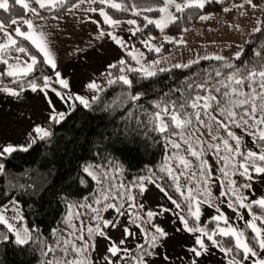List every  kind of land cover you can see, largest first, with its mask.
<instances>
[{
  "label": "snow or ice",
  "instance_id": "1",
  "mask_svg": "<svg viewBox=\"0 0 264 264\" xmlns=\"http://www.w3.org/2000/svg\"><path fill=\"white\" fill-rule=\"evenodd\" d=\"M213 5L258 14L247 50L169 63L165 45L187 47L190 28L181 25L214 19ZM0 13L9 14L0 19V184L7 178L0 196L8 198L0 203V264L9 252L31 256L14 264H264V193L256 196L255 187H264V0H0ZM173 27L179 36L168 35ZM227 27L243 31L235 22ZM61 30L71 44L64 57L55 45ZM201 61L215 63L148 97L153 85L141 82ZM109 89L115 95L105 99ZM96 111L112 124L101 138L108 143L60 174L63 187L48 178L51 170L9 176L6 162L51 146L74 113ZM245 136L256 151L245 149ZM149 141L163 148L161 160L132 180L104 154L119 151L116 144L131 154L138 148L129 145L147 149ZM49 192L63 227L43 233V221L28 222L24 209ZM205 208L215 214L202 222ZM41 212L42 204L29 215Z\"/></svg>",
  "mask_w": 264,
  "mask_h": 264
},
{
  "label": "trees",
  "instance_id": "2",
  "mask_svg": "<svg viewBox=\"0 0 264 264\" xmlns=\"http://www.w3.org/2000/svg\"><path fill=\"white\" fill-rule=\"evenodd\" d=\"M236 2H240V0H236ZM257 2H259V0H257ZM218 10H220V6L216 5L207 9L209 12H216ZM19 14L18 9L13 13L14 16H18ZM8 15L9 14L6 13H0V19H6ZM196 21L197 20H194L190 24H182L181 27L192 26ZM152 31L154 34H158L154 29ZM168 34L171 36H179L181 33L178 28L173 27L168 31ZM248 39H250L249 36L247 40ZM251 39L254 40L255 37H251ZM134 42L138 45V41ZM244 47L245 50H247L248 45L244 44ZM165 48L167 49L165 53H167L177 47L166 45ZM148 55L152 58L151 53ZM214 63L215 62L212 61H201V64L194 66L193 69L175 70L173 73H162L153 81H144L141 83H152L153 88L149 90L148 97L155 99L161 91H167V88L174 84L178 85L184 77L191 75L193 71H200L202 73L203 70L208 69L209 66ZM236 63H239V61ZM2 82L8 84V78H3ZM113 95H115V92L109 89L104 98L110 99ZM104 115V113L99 111L87 115L80 112L74 113L63 126L57 127L54 143L51 146H42L38 151H33L30 154H20L16 159L6 162V166L9 169V176H15L21 171L38 170V175L40 177H48V172L51 170L53 175L48 178L53 182H57V187H63V184L58 183L60 174L65 173L71 168H77L85 161L91 162L95 148L99 147L103 150L104 145L108 143L107 141L101 142V138L112 130V124L109 119L104 118ZM114 147L119 151L109 148L108 152L104 154H111L124 164L126 169L124 174L125 180H132L137 175H142L146 164L148 166L158 165L163 154L161 145L152 144L151 141H149V147L147 149L143 146L129 145L128 147L130 148H138L137 152L131 154L125 149L124 145L116 144ZM210 158H213V166L216 167V172L219 176L220 172L216 160L211 155L208 156V159ZM212 162L213 161H211V164ZM61 164H63L62 168L60 167ZM235 178L239 182H243L242 178ZM0 188L7 189V178H5L3 184H0ZM87 194L88 193L85 192V195ZM33 199H35L36 204L32 208L25 207L24 209L28 222L35 224L38 221H43V223L40 224V229L43 233H48L50 229L57 226L63 227V225L59 224L62 217L51 213L50 206L47 203V201L52 199L50 192L45 196L43 201H41L39 197H34ZM76 199L79 198L77 197ZM7 200V197L0 196V203H7ZM24 200L28 201L29 198L24 197ZM41 204L43 205V212L38 215H29V213L34 212L35 208L40 207ZM38 255L37 253V256ZM5 259L6 264H14L15 261L20 259H31V256L19 257L9 252ZM32 264H37V261L33 260Z\"/></svg>",
  "mask_w": 264,
  "mask_h": 264
},
{
  "label": "rangeland",
  "instance_id": "3",
  "mask_svg": "<svg viewBox=\"0 0 264 264\" xmlns=\"http://www.w3.org/2000/svg\"><path fill=\"white\" fill-rule=\"evenodd\" d=\"M239 3V2H237ZM215 18L207 21H196L195 24L189 26L190 31L183 34L184 40L187 41V47H177L174 50L165 53L169 63H186L190 59L194 58L197 53L203 56L205 54L219 53L225 57H230L235 51H237V45H244V41L248 38V33L251 31V27L255 23L256 15L250 13L247 17H242L233 11L229 14H224L220 10L214 12ZM227 22H235L241 26L243 31L236 32L227 27ZM158 35V34H157ZM169 35V34H168ZM171 36V35H170ZM166 46V45H165ZM153 58V57H152ZM163 66V65H162ZM238 134H241L239 130H236ZM245 149L251 148L256 151L257 149L251 143V138L244 137ZM208 159V156H207ZM209 162L211 163L210 159ZM213 166V165H212ZM216 169V167H213ZM262 194L258 190L256 196ZM255 198V197H253ZM230 218H234L235 214L224 210ZM215 214L214 211H204L202 219ZM245 219H248L247 213H244ZM239 227H243L241 221H236Z\"/></svg>",
  "mask_w": 264,
  "mask_h": 264
},
{
  "label": "crops",
  "instance_id": "4",
  "mask_svg": "<svg viewBox=\"0 0 264 264\" xmlns=\"http://www.w3.org/2000/svg\"><path fill=\"white\" fill-rule=\"evenodd\" d=\"M51 23H55V22H51ZM12 27H15V26H12ZM70 27H71V22L70 21H64V30H67ZM79 27H80L79 25H76L77 31L79 30ZM85 27L86 28H91V27H94V26H92V25H85ZM10 30H11V28H10ZM64 30H61L60 32H57L56 33V38H55V45H56L57 49L59 50V54H60L61 57H64V50L66 48H68V47H71V44L70 43H66V41L69 39V36L66 35V34H62V32ZM123 35H125L127 37L128 36V33L125 32V33H123ZM69 59L70 58H64L63 63H62L61 66L64 67L69 62ZM3 68H4V66L3 65H0V70H2ZM68 71L71 72L72 69L69 68ZM77 87H78V85H77ZM210 161H213L212 162V165H213L214 164L213 158H210ZM214 173H215L216 176H218V173L216 172V169H214ZM255 187H256V190H258V192L260 191L261 193H264V187H261L259 184H257ZM213 191H214L215 194H218V192H219V185L218 184L214 186ZM224 210H228L229 212H231V210L227 209L226 207L224 208ZM204 211H210V212H212V209L205 208ZM204 220H206V219L205 218L202 219V222ZM221 264H223V261L221 262Z\"/></svg>",
  "mask_w": 264,
  "mask_h": 264
}]
</instances>
